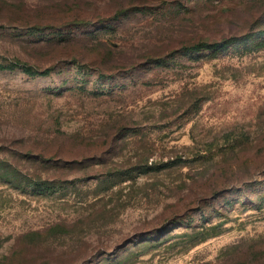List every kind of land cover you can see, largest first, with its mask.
I'll return each instance as SVG.
<instances>
[{
	"label": "rangeland",
	"instance_id": "1",
	"mask_svg": "<svg viewBox=\"0 0 264 264\" xmlns=\"http://www.w3.org/2000/svg\"><path fill=\"white\" fill-rule=\"evenodd\" d=\"M219 165L234 171L208 194ZM12 259L264 264V0H0V264Z\"/></svg>",
	"mask_w": 264,
	"mask_h": 264
},
{
	"label": "trees",
	"instance_id": "2",
	"mask_svg": "<svg viewBox=\"0 0 264 264\" xmlns=\"http://www.w3.org/2000/svg\"><path fill=\"white\" fill-rule=\"evenodd\" d=\"M125 13H126L125 11H119V13L114 14V16L111 19H107V21L108 20H115V19L119 18L121 15H123ZM67 25H83L84 27L90 26L89 23H86V22H84L82 20H75V21H73L71 23H68ZM30 28H32L33 30H40L41 28H44V27H41V26H33L32 27L31 26ZM248 36H246V35L239 36V37L232 36V37H227L225 39H222V40H220L218 42H216V41H213V42L200 41V42L192 43L190 45H184V46L181 47V50H187V51L190 50L191 51V50H200V49H221V48H224V47H228L231 44H234V42H239V41H241V38H246ZM165 58H166V56L165 57L164 56H156V57L149 56L148 63H159V62H162ZM225 136H226V141L228 143L229 142H233V141L236 140V137L234 136V132L228 133ZM242 141H240V143H238L236 145H232V144L229 145V146H231L229 148L227 147L229 153H231L234 157H238L239 153L242 150L250 148V144H251L250 139L247 138V140H245L244 142H242ZM205 154H206V152L201 153L200 157L202 159H205V157H206ZM164 167H165V165H163V166L162 165H154V166H152V165L145 164L141 168V173L147 174V173H149L151 171H160ZM130 170L131 169H127L126 172H131ZM233 171H234V169L232 167H229V166L219 165L218 168L216 167L215 173H214V176H216V177L213 180H211L210 183L205 187V191L208 194H210L212 189L215 186L219 185V183L221 181L220 178H222L223 176H227L229 173H231ZM228 182H229V179L227 177L225 178V181H221V183H228ZM27 184L30 185V183H27ZM57 186L58 185H53L52 183L46 184L45 182H43L42 186H38L36 188L39 189L42 192H45V191H49V190L55 191L56 190L55 188H57ZM201 193L202 192L193 193V196L196 197L195 200H201V196L203 194H206V193H203L201 196H199L198 194H201ZM13 260L14 259H12L11 261L9 260V262L7 264H18L17 261H13ZM19 263L23 264V263H21V260H19ZM27 264H30V262L27 261Z\"/></svg>",
	"mask_w": 264,
	"mask_h": 264
}]
</instances>
